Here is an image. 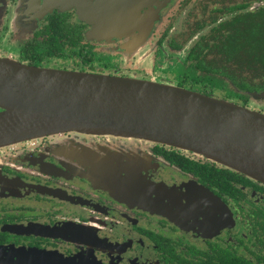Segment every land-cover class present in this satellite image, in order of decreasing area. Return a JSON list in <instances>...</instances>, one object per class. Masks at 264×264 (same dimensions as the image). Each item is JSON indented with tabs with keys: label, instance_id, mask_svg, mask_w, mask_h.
<instances>
[{
	"label": "flooded vegetation",
	"instance_id": "af4514ba",
	"mask_svg": "<svg viewBox=\"0 0 264 264\" xmlns=\"http://www.w3.org/2000/svg\"><path fill=\"white\" fill-rule=\"evenodd\" d=\"M261 7L264 0H0V58L176 85L264 113L261 93L224 89L226 68L206 80L197 68L221 64L222 24ZM138 52L154 53L150 70L132 68ZM0 264H264V184L134 138L65 132L3 146Z\"/></svg>",
	"mask_w": 264,
	"mask_h": 264
},
{
	"label": "water",
	"instance_id": "95a60500",
	"mask_svg": "<svg viewBox=\"0 0 264 264\" xmlns=\"http://www.w3.org/2000/svg\"><path fill=\"white\" fill-rule=\"evenodd\" d=\"M65 132L184 149L264 184V113L176 85L0 58V147Z\"/></svg>",
	"mask_w": 264,
	"mask_h": 264
},
{
	"label": "trees",
	"instance_id": "16d2710c",
	"mask_svg": "<svg viewBox=\"0 0 264 264\" xmlns=\"http://www.w3.org/2000/svg\"><path fill=\"white\" fill-rule=\"evenodd\" d=\"M220 28L225 29L220 34L221 43H223V57H221L223 65L219 61L203 60L197 64V68L206 71V74L202 73L201 77L206 80L209 75H214L218 73V70L226 68L229 72L224 74L228 76L229 81H219L234 97L251 98L252 95L263 94L264 7L258 8L250 15L236 16L226 21ZM212 64L216 67L211 71ZM195 73L199 76V72Z\"/></svg>",
	"mask_w": 264,
	"mask_h": 264
},
{
	"label": "rangeland",
	"instance_id": "374dc122",
	"mask_svg": "<svg viewBox=\"0 0 264 264\" xmlns=\"http://www.w3.org/2000/svg\"><path fill=\"white\" fill-rule=\"evenodd\" d=\"M130 59L132 60L129 63H131L130 65L132 66L133 69H139V71H141L142 69L145 68L147 70H150V68L154 64V53L153 52H138L135 56H132ZM163 72L165 73V71ZM121 142H126V141L121 140Z\"/></svg>",
	"mask_w": 264,
	"mask_h": 264
}]
</instances>
